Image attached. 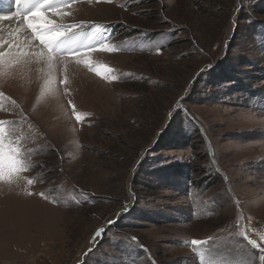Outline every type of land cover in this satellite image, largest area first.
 <instances>
[{
    "label": "rangeland",
    "instance_id": "obj_1",
    "mask_svg": "<svg viewBox=\"0 0 264 264\" xmlns=\"http://www.w3.org/2000/svg\"><path fill=\"white\" fill-rule=\"evenodd\" d=\"M64 10L103 26L116 50L86 59L112 71L0 61V129L34 181L0 180V264H264V0Z\"/></svg>",
    "mask_w": 264,
    "mask_h": 264
},
{
    "label": "snow or ice",
    "instance_id": "obj_2",
    "mask_svg": "<svg viewBox=\"0 0 264 264\" xmlns=\"http://www.w3.org/2000/svg\"><path fill=\"white\" fill-rule=\"evenodd\" d=\"M15 2L18 5L22 3V7H18L16 12V16L20 17V20L9 31V36L16 38L5 40L0 36V61L3 62L5 68L34 64L37 65L35 71L43 72L46 77H49L57 70L66 71L69 63L74 60L76 63H84L101 77L105 72L112 71L103 65L93 67L91 61L86 59L89 53L96 51L97 48L101 51L116 50L115 47L110 48L106 43L110 37L100 32L102 25L93 24L94 30L86 34L76 30L87 26L89 22L65 23L61 20L57 23L55 19L51 18L70 16L71 12L64 9L70 7L74 0H62V3L55 6L53 0H15ZM7 19V14L0 15V20ZM98 33L100 34L98 35ZM5 45L7 48L4 47ZM203 70L201 69V71ZM46 82L50 83L51 81L47 80ZM0 95L3 94L0 93ZM75 118L77 121L82 120L79 114ZM21 119L33 123L23 113H21ZM3 123L5 122L0 121V124ZM8 136V132L0 129V180L12 183L14 180L26 179L20 174L29 170V163L17 143L8 139ZM26 182L28 185L34 183L31 178H27ZM28 195H32V193L29 192ZM125 210H127V205H125ZM104 232V228L97 229L93 233L91 243H95L97 238L104 235ZM248 242L254 247H260L255 240ZM190 243L193 246H199L201 241L193 239ZM193 250L195 251L196 248Z\"/></svg>",
    "mask_w": 264,
    "mask_h": 264
},
{
    "label": "bare ground",
    "instance_id": "obj_3",
    "mask_svg": "<svg viewBox=\"0 0 264 264\" xmlns=\"http://www.w3.org/2000/svg\"><path fill=\"white\" fill-rule=\"evenodd\" d=\"M3 1L8 2L10 5H13L14 9L7 6ZM18 7H22V3L18 5L15 2V0H0V15H4V14L8 15L7 20H0V36H2L3 39L5 40L16 38V37H10L9 31L12 28H14L16 23L20 20V17L16 16ZM101 7H104V6H101ZM98 8H100V6H98ZM53 18H56V17H53ZM4 47L7 48V45H5Z\"/></svg>",
    "mask_w": 264,
    "mask_h": 264
}]
</instances>
